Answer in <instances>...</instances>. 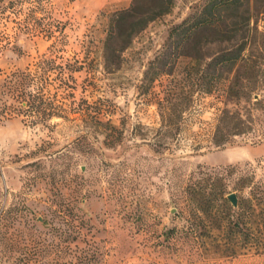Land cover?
Masks as SVG:
<instances>
[{"label":"rangeland","instance_id":"obj_1","mask_svg":"<svg viewBox=\"0 0 264 264\" xmlns=\"http://www.w3.org/2000/svg\"><path fill=\"white\" fill-rule=\"evenodd\" d=\"M161 1L0 0V86L37 74L24 91L59 112L40 117L19 108L0 120V264H31L32 254L63 245L83 223L104 264H264L259 209L252 221L261 237L231 255L186 190L193 178L211 176L207 192L264 191V84L241 99L221 88L205 93L185 63L143 84L170 29L204 0H172L115 60L103 58L115 13L134 6L131 27ZM248 13L263 32L264 0H250ZM3 104L18 100L0 95ZM224 111L246 122L243 132L222 125ZM220 133L223 147L214 145ZM60 249L50 255L64 257Z\"/></svg>","mask_w":264,"mask_h":264},{"label":"trees","instance_id":"obj_2","mask_svg":"<svg viewBox=\"0 0 264 264\" xmlns=\"http://www.w3.org/2000/svg\"><path fill=\"white\" fill-rule=\"evenodd\" d=\"M249 1L204 0L202 5L170 29L165 45L144 73L143 84L150 87L160 77L173 75L179 64L185 63L187 76L195 80L194 84L205 93L221 88L229 97L241 99L248 96V91L253 92L257 90V86H263L264 80L261 78H264V31L251 26ZM172 6V0H162L153 9L150 17L134 20L135 23L132 22L131 27L125 22L136 19L134 6L115 13L110 20L103 45L104 60H115L117 54L127 48L132 37L143 30L148 21L168 13ZM135 26H138V29H134ZM210 47H216L218 50L207 55ZM36 76L37 74L26 73L21 75V79L10 80L0 86V95H9L12 100H18L19 106L3 104L0 108V120L5 118L8 112L19 108L40 117L59 113L49 108L38 93L24 91L25 83H31L32 78ZM253 95L255 93H252ZM234 119L237 121L234 122ZM219 121L223 126L236 129L234 131L238 132L234 134L243 132L247 127L239 115L235 116L227 111H224ZM231 122L233 123L230 124ZM101 123L113 127L108 121ZM216 128L218 131L222 129L220 125ZM226 139L227 137L220 133L214 139V145L223 147ZM245 179L244 186L250 182ZM212 185L211 176L206 179L193 178L186 190L211 225L223 233L229 253L237 254L241 246L254 240L250 238L254 237L255 233H259L261 237L259 225H254L252 217L259 209L262 222L264 220V191L259 195H252L251 192L249 197H238L236 194L237 206L234 207L227 199V195L232 191L222 189L215 192L210 188L207 192V188ZM262 224L264 225V222ZM72 228L75 235H67L63 245L45 246V249H48L47 254L35 252L31 255V264H104L99 241L87 239L82 233L85 229L90 232L92 227L83 223L81 226L73 224ZM257 243L261 246L257 248L258 252H264V239L258 237ZM58 248H61L64 257L50 255L52 249Z\"/></svg>","mask_w":264,"mask_h":264},{"label":"water","instance_id":"obj_3","mask_svg":"<svg viewBox=\"0 0 264 264\" xmlns=\"http://www.w3.org/2000/svg\"><path fill=\"white\" fill-rule=\"evenodd\" d=\"M227 199L230 201V203L232 204V206H237V197L235 195V193H230L227 195Z\"/></svg>","mask_w":264,"mask_h":264}]
</instances>
